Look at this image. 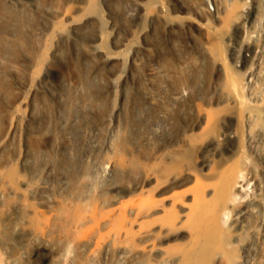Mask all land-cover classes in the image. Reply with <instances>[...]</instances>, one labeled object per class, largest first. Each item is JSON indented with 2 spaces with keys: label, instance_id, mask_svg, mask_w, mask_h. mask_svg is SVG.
<instances>
[{
  "label": "bare ground",
  "instance_id": "obj_1",
  "mask_svg": "<svg viewBox=\"0 0 264 264\" xmlns=\"http://www.w3.org/2000/svg\"><path fill=\"white\" fill-rule=\"evenodd\" d=\"M116 2L123 3L124 14L132 22L153 17L158 23L163 21L168 36L178 30L190 39L202 38L203 57L212 65L199 68L209 76L207 98L199 97V86L187 78L195 68L192 65L147 66L146 82L158 78L157 82L149 80L158 92L144 91L138 85V52L147 55L146 41L140 47L130 41L129 51L123 53L127 45L122 37L119 40L121 28L114 22H106L108 39L102 37L104 17L112 19L111 5L116 4V9ZM173 5L179 6V19L171 12ZM101 8L108 12L104 17ZM145 27L130 29L127 36L146 38L153 28ZM220 27L238 33L231 56L235 67L227 70L219 51ZM89 30L94 33L85 40L83 34ZM62 50L67 52L70 69L77 71L60 81L59 72L55 73L51 84L36 65L40 62L46 72L65 65ZM99 68L106 69V79L98 76ZM10 84L22 93L18 106L2 101ZM129 88L141 92L147 110L155 109L150 127L153 140L166 138L176 117L178 125L182 121L184 126L175 140L180 136L177 142L182 146L196 144V139L202 144L215 123V110L233 107L238 110L239 132L227 129L214 138L221 146L238 136L240 144L215 167L202 156L192 169L182 170V165L169 169L163 179L150 172L137 180L132 191L142 192L151 185L152 199L129 208L120 218L100 217L97 231L101 236L94 243L89 232L82 233L90 220L75 218L95 197L100 210L124 197L117 187L128 169L118 155L128 151L123 143L116 144L118 130L109 122L102 143L91 135L93 130H78L86 147L79 162L73 161L70 131L81 118L100 116L109 95L116 101L110 115L124 114ZM197 102L203 106L195 114ZM48 107L53 109V122ZM188 115L193 118L190 122H186ZM46 140L54 160L42 152L35 154L34 148ZM165 163L168 168L175 165L171 158ZM190 182L193 188H185ZM222 219H227L228 238L218 228ZM0 264H264V0H0Z\"/></svg>",
  "mask_w": 264,
  "mask_h": 264
},
{
  "label": "rangeland",
  "instance_id": "obj_2",
  "mask_svg": "<svg viewBox=\"0 0 264 264\" xmlns=\"http://www.w3.org/2000/svg\"><path fill=\"white\" fill-rule=\"evenodd\" d=\"M184 2H186V0H184ZM116 3H117V8L116 9L114 7L116 5L115 3H114L115 5H113V4L111 5V6L114 7V8L112 7L113 9L110 6V8L112 10V11H110V13H112V14H109V16H111V18H112L111 20L108 19V15L105 16V14H108V12H106V9L105 8H101L100 9L101 12L103 13V17L105 16L104 19L105 20L107 19L105 21V23H103V25H102V37L104 35L105 36L104 39L105 38L108 39L107 35L109 33V29L107 27L106 22H114L113 24L114 25L116 24L117 28H121V29L118 30L119 33H120L119 37H118L119 40L122 39L123 43H125V45H127V46H125L126 50H122L123 53L127 54V52L129 51V48L131 47V46H128V45H130L131 42H133V44H135L137 47L138 46L140 47V45H142L143 40L146 41V43L148 44V48H149L148 51H147L148 52L147 55L141 53V51L138 52V56L140 55L139 59L141 58L140 61H138V65H139L138 67H140V66L141 67H140V71H139L140 73L138 74L140 77L139 78L137 77V81H139L140 78L142 80V83H141V80H140L138 82L139 83L138 85L143 86L144 89L146 88L144 91H148V92L151 91L152 93L153 92L156 93V92H158L157 89L155 87H152L151 85H149L150 84L149 80H151V81L153 80L154 82H157V81H159V79L151 77L146 82V76L144 77V74L147 72L149 67L150 68L151 67H171V66L172 67H179V66L181 67V65H183L182 67H190L192 65L195 68H193L191 70V72H190L191 74H188L187 78L189 77L188 78L189 80H192L193 83H195V84H197L199 86L197 93H201V92L202 93L200 95H198V94L197 95L199 97L201 96V97L207 98V95L208 94L210 95V93L207 90L208 83H209L207 80H209V76H207V74L203 75V73H200L201 71L199 70L200 67H207V65L209 63L207 60H205V56L203 57V53L201 51V47L200 46L202 45V42H203L202 38L199 37V36H198L199 37L198 38L196 36V37H193V38L190 39V38H188V36L186 37V35L183 34V32H180L178 30L174 31V34L172 36H168L166 34V32H165V28L163 26L164 25L163 21H159L160 23H158L157 20L155 21L154 20L155 18H153V17L147 19L148 21H146V22L143 21V20H140V19H138V21L136 20L135 22H132L131 19L129 18V16L127 15V13H126V15L124 14V6H122L123 3L122 2L121 3L120 2H116ZM173 6L171 7V12L174 13V15H176V18L179 19L180 17H182V14L180 12H177L179 6L178 5H173ZM151 7H149V12L152 15L154 13L153 11H155V10L153 9V7L152 8ZM102 9H103V11H102ZM118 9L121 10V11L119 10L120 13L121 12H123V13H121V14L118 13L119 12ZM174 9H175L176 12L172 11ZM172 13H170V15L174 16V15H172ZM122 16L124 17L123 19H122ZM125 18H127V19L125 20ZM194 19L197 20L196 17H194ZM114 20H116V21H114ZM147 22H149V24ZM138 23H139V25H138ZM142 23H144L147 27H145L144 24H142ZM129 24H131L130 26H132V27L131 28L129 27V29H128ZM132 24H134V25H132ZM124 25H125V27H124ZM152 25H154V26H152ZM148 26L150 28H148ZM140 27L141 28L145 27V28H148L149 30L152 29V28L153 29L155 28V29L154 30L152 29L153 31L152 30L149 31V34H148V36H146V38L138 37V39L135 38L136 40L135 39L134 40L133 39L130 40V37L127 36L128 35L127 32L130 31V29L131 30L132 29H136V30L140 29ZM124 29H126L125 32L122 31ZM220 29H222V27H220ZM93 33L94 32L92 30H89V31H87L86 33L83 34V36L86 37V38H84V37L83 38L85 40H87V38H88V40H89L91 38L90 36H92ZM220 33L221 34H220L219 38H222V39L218 40L219 43H220V46H221V50H219V51H220V55L223 58V68L227 70L229 67H231V68L235 67V66H233V63H232V60H231V56L233 54V51H235L234 50L235 45H237L235 43H237L236 41H238V33H236V31H232L230 29H227L226 27L223 28L222 30H220ZM121 34H122V36H121ZM151 34H152V36H151ZM123 36L125 37V39H126V36L128 38L125 40ZM228 39H229L230 42L232 41L231 45L229 44ZM128 40H129V42H128ZM138 40H139V42H138ZM105 41L108 42V40H105ZM61 53H63L62 56L65 57V60H67V63H66L67 65L65 64V65H61L59 67L56 65L55 67H51L50 69H48L47 72H46V68L40 62L39 63L41 65L39 63H37V65H36L37 66V70L39 71V73L41 72V73L45 74L46 77H47L48 82H50V83L52 82L51 84H54V82H53L54 78L50 77L51 75L54 76L55 73H56L55 75H57V73L59 72L60 75H62V76H60L59 73H58V80L60 81L61 80L60 77H65L66 78L67 76H70V72L77 71L74 67H71V69H70V61H68L69 58L66 57V56H68L67 52L64 50ZM158 53H160V54H158ZM125 54H123V55H125ZM165 54H167V55H165ZM141 55H142V57H141ZM149 55L151 57H148ZM159 55H160V57H161V55H164L165 57L164 58H160ZM151 58H153V60ZM147 59H148V61H147ZM239 59H240V55H239ZM143 60H146V61L143 62ZM177 61H178V63H177ZM166 62H167L168 65L166 64ZM203 62H205V63H203ZM185 63H187V64L185 65ZM190 63H192V64H190ZM38 64H39V66H38ZM143 64H145V65H143ZM205 64H207V65H205ZM24 65L26 66V64H24ZM24 65L22 67H24V69H25ZM159 65H163V66H159ZM147 66H149V67H147ZM208 66L212 67V65H210V63H209ZM142 67L143 68L145 67L144 68L145 70ZM53 68L54 69L56 68V69L54 70ZM60 68H61V70H59ZM196 68H198V70H196ZM42 69H44V71ZM98 72H99L98 76L102 80L106 79V69L105 68L104 69L103 68H99ZM142 72H143V75H142ZM194 72H195V74H194ZM189 75H191V76H189ZM202 75L205 76V77H201ZM193 76H195L197 79H195V77L193 78ZM198 77H200V78H198ZM206 77H208V78L206 79ZM143 78L145 79L144 82H143V80H144ZM201 78H202V80H201ZM205 81H207V83ZM199 82H201V85H200ZM204 82H205V84H204ZM8 86L9 85H7V87H5V89H4V92H3L4 96L2 97V101L5 102V103L13 104L14 106H16V102H17V106H18L19 98L22 96V93L19 92L18 90H16L14 88V86H11V84H10V88ZM208 89H209V87H208ZM127 90L128 91H127L126 102H127V104L129 103L128 104L129 107L127 105V110L125 111V113H127V115L125 113L121 114L119 117H113V116L110 115V111L111 110H109V109L113 108V106L115 105L116 101L113 98V95H109V97L104 102L105 104H103L101 106V107H103L101 109V111H100V116L101 117L99 115H97V116H92V117H86V118H83V119L81 118L80 121H78L77 126L75 128H73L74 130L70 131L71 132L70 133V140H71L72 143H74V157L76 159V160L74 159L73 161L80 160V155H81L82 151L86 147L85 142L83 141V136L80 135L81 133L78 130L81 129V130L84 131V129H85L86 131H88L90 133L93 130L94 132L93 131L92 132L94 134L96 133L97 135L96 134L93 135V133H91V135L93 137H95L96 140L97 139L99 141L102 140L101 141V143H102V142L106 141V136H107L108 130L110 128L109 127L110 125L111 126H115L116 130H118L117 131V137L118 138L120 137V138L119 139L118 138L115 139L116 140L115 141L116 144L120 145V144L123 143L122 146H126V151L130 152V153H128V152L127 153L129 155L133 154V155H131V157H129L126 152L123 153V154L121 153V154L118 155V160L124 166H126L127 169H128V175H126L124 177V179H123L124 182L121 183L119 185V187H117L118 188V194L122 195L124 197H122L118 203L112 205L111 207L110 206L109 207H105V209H103V210L99 209V201L97 200L98 198L95 197L91 202H89L88 204L84 205V207L82 208L81 212L75 218V219L86 218V219L90 220L88 225L83 229L82 233L86 232V231H87V233L89 232L88 235H92L93 236V242L94 243L96 241H98L100 236H101V233L97 231V222L100 219V217H102L103 215L110 214L111 216H113V218H116V217L120 218L122 216V214H125V211L128 210L129 208L133 207V208L136 209L137 206H140L142 204H146L148 199H152L151 198V194H152L151 185L150 186H145L142 189V192H140V191L133 192L132 191L133 186H134L135 182H137V180H139L140 178H143L146 174H148L150 172H153L157 176V178L163 179L165 177V175L167 174L169 169L177 170L178 166H182V165H183L181 167L182 170L185 169V168H191L192 169V168H194V167H196L198 165V163L201 161V157L202 156H204V158H205V156H207L206 160H208L210 162V164L213 165L212 167H215V166L219 165L220 163H222L225 160L226 156L229 154V152L234 151L235 148L237 146H239V144H240V137H238V136L236 138H234V139H229L228 141L223 143L221 146H218L216 144V142H215L216 138H214V137H217L215 135H218V134L220 135L222 131L224 132L227 129L231 130V131H236L237 133L239 132L238 117H237L238 110H237V108H233V107H231V108L230 107H220V108L215 110L216 111V115L214 116V118L216 117V119L213 120V122H215V123H213L211 131L207 132L205 134V136H203V140L204 141L202 140V142H203L202 144L199 143L201 141V139H200V141H199V139H196V141H197L196 144H188V146H182L180 143H178L180 136L178 137L177 140H175L177 138V136L182 132L183 126H184L182 121H179L180 126L178 125V122H177L178 120H177L176 117L173 118L172 125L170 124V126L167 129L166 138L161 137L162 139L153 140L151 138V136H150L151 135L150 134L151 133L150 132V127H151V123H152V121L154 119L153 114H154L155 109L149 107V110H147L148 106L143 104L144 100L141 98V92H139L138 89H137L138 91H136V89H134V88H129ZM200 90H202V91H200ZM133 91H134V95H132ZM130 93H132V94H130ZM17 94L19 96H17ZM137 94H138V96L140 95L139 99H137L138 96H135ZM167 94H168L167 92L164 93V95H167ZM5 95H6V97H5ZM205 95H206V97H205ZM11 101H13V102H11ZM47 101H48V99H47ZM133 106H135V107L133 108ZM202 106L203 105H202L201 102H197L196 105L193 107L194 113L196 114L198 108H200ZM48 109H49L48 112H50V116H51L49 119H52V122H53L54 121V117L52 115L53 114V109H51L49 107H48ZM137 111H139V113ZM107 112H109V113H107ZM184 112L186 114H188V109L186 108ZM105 114L107 116H109V115L110 116L107 117ZM137 114H138V117H137ZM132 115H134V117ZM104 116H106V117H104ZM132 118H136V119L133 120ZM84 120H85V122H84ZM192 120H193L192 116L188 115L187 119H186V122H190ZM106 121H107V124H106ZM86 122L89 125L85 124ZM109 122H111V124ZM118 123L119 124L121 123V125H119ZM128 125H130V127ZM133 125H135V126H133ZM139 125H140V128H139ZM78 126L81 127V128H79ZM90 126H91V128H89ZM107 127H108V129H107ZM120 127H123L124 129L120 128ZM127 129L128 130L130 129V130L128 131ZM184 130H186V129H184ZM123 131H125L126 134ZM127 132H129V133H127ZM75 133H77V134H75ZM118 134H119V136H118ZM128 134H130L132 136H130ZM169 135L171 136V138H170ZM141 136L143 137L144 141L141 139L142 138ZM103 137H105V138H103ZM137 137L138 138L140 137L139 138L140 139L139 144H138V140L136 141ZM211 137H212V139H211ZM172 138L174 139V141H173ZM181 138H182V136H181ZM123 139H125V140H123ZM131 139H133V141ZM210 139H211V142L207 141V140H210ZM119 140H122V141H119ZM127 140H128V143L130 144V148H128L129 144H126ZM169 140H170V142H169ZM212 142H214V143H212ZM47 143H48V140H46L42 144L41 143L38 144L34 148L35 149V154H38V152H42V153L46 154L45 156H47L46 158L48 160H54L55 159V155L53 154L52 151L50 152V150H51L50 148L51 147H50L49 143L48 144ZM203 144H205V146L202 147ZM214 145H216V146H214ZM80 147L83 148V149H81ZM163 147H165V148H163ZM213 150H215V151H213ZM168 158H171V160H173V162L175 163L174 167H170V168L166 167V163L165 162H166V160H168ZM193 186H194L193 183L190 182V183H188V185L185 188L192 189ZM182 189H184V188H182ZM182 189H180V190L178 189V190H176V192H180ZM130 191H132V192H130ZM218 228L221 231L223 236H225L227 238L229 237L230 232H229V230L227 228V219L219 220ZM234 254H236V253H234Z\"/></svg>",
  "mask_w": 264,
  "mask_h": 264
}]
</instances>
